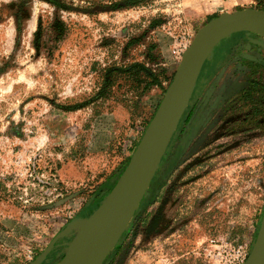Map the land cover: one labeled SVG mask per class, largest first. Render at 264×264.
<instances>
[{
    "label": "rangeland",
    "instance_id": "1",
    "mask_svg": "<svg viewBox=\"0 0 264 264\" xmlns=\"http://www.w3.org/2000/svg\"><path fill=\"white\" fill-rule=\"evenodd\" d=\"M264 0H0V264H60L202 26ZM158 74L143 90L112 70ZM264 214V36L222 39L102 264H220ZM44 254H46L44 256Z\"/></svg>",
    "mask_w": 264,
    "mask_h": 264
},
{
    "label": "water",
    "instance_id": "2",
    "mask_svg": "<svg viewBox=\"0 0 264 264\" xmlns=\"http://www.w3.org/2000/svg\"><path fill=\"white\" fill-rule=\"evenodd\" d=\"M240 31L264 36V10L246 8L221 14L201 27L129 164L100 206L80 226L60 264L103 263L146 193L207 58L226 34ZM245 264H264V214Z\"/></svg>",
    "mask_w": 264,
    "mask_h": 264
},
{
    "label": "built area",
    "instance_id": "3",
    "mask_svg": "<svg viewBox=\"0 0 264 264\" xmlns=\"http://www.w3.org/2000/svg\"><path fill=\"white\" fill-rule=\"evenodd\" d=\"M252 249L250 241L224 242L218 248L220 264H245Z\"/></svg>",
    "mask_w": 264,
    "mask_h": 264
},
{
    "label": "trees",
    "instance_id": "4",
    "mask_svg": "<svg viewBox=\"0 0 264 264\" xmlns=\"http://www.w3.org/2000/svg\"><path fill=\"white\" fill-rule=\"evenodd\" d=\"M216 17L217 16L213 17V19ZM138 74H139L138 69H134V70L131 69L128 72L115 69V70H112V72H110L109 76L107 74H105V80L104 81H105L106 87L109 88L110 86L115 84L116 81H118V79H120L122 77L125 79H129L132 85H136L138 87L137 89H140L142 82H145L146 85L144 86L143 90L149 89L152 86L160 83V79H159L158 74L146 73L147 80H142L141 78H139Z\"/></svg>",
    "mask_w": 264,
    "mask_h": 264
},
{
    "label": "bare ground",
    "instance_id": "5",
    "mask_svg": "<svg viewBox=\"0 0 264 264\" xmlns=\"http://www.w3.org/2000/svg\"><path fill=\"white\" fill-rule=\"evenodd\" d=\"M229 36H231V33L226 34L222 39H224V38H226V37H229ZM222 39H221V40H222ZM221 40H220V41H221ZM220 41H219V42H220ZM219 42H218V43H219ZM216 46H217V45H216ZM216 46H215V47H216ZM214 49H215V48H214ZM214 49H213V50H214ZM212 52H213V51H212Z\"/></svg>",
    "mask_w": 264,
    "mask_h": 264
}]
</instances>
